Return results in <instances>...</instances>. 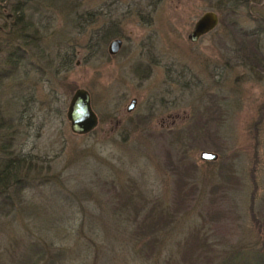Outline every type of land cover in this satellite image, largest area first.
Returning a JSON list of instances; mask_svg holds the SVG:
<instances>
[{"label": "rangeland", "instance_id": "1", "mask_svg": "<svg viewBox=\"0 0 264 264\" xmlns=\"http://www.w3.org/2000/svg\"><path fill=\"white\" fill-rule=\"evenodd\" d=\"M247 1L0 0V140L33 163L12 206L0 201V264L29 241L60 252L54 264H221L263 247L264 0ZM206 11L218 24L191 41ZM110 20L117 34L93 45L90 28ZM11 37L26 52L14 73ZM77 88L98 116L87 134L66 118ZM130 185L176 201L171 225L141 235L117 208ZM193 233L207 247L185 261Z\"/></svg>", "mask_w": 264, "mask_h": 264}, {"label": "trees", "instance_id": "2", "mask_svg": "<svg viewBox=\"0 0 264 264\" xmlns=\"http://www.w3.org/2000/svg\"><path fill=\"white\" fill-rule=\"evenodd\" d=\"M230 2L232 6L248 3L247 0H230ZM12 25H14V23ZM23 25L24 24H22V27ZM87 28L88 27L83 30ZM118 31L119 25L117 21L110 20L101 26H92L90 28L91 33L88 40L94 39L93 45L99 46L115 36ZM8 40L11 42V45L17 46L16 43L12 42V37ZM17 47L18 48L14 47V55L12 51L8 57L4 59L6 66L13 70L10 71L11 73H14L16 63L26 57L24 48H21V45ZM252 54L255 55L258 61L260 60V56L254 50ZM70 58L71 57L67 60L63 59L65 65L70 62ZM63 66L64 65H62V67ZM6 76H9L6 72L0 73V79ZM259 120L261 119H258L255 124H258ZM32 167L33 163L30 159L14 154L13 151L0 140V201L2 205H6L7 207L12 206L15 196L21 195V192L26 187L27 178L29 177ZM185 184V182H182L181 185L183 186ZM188 184H191L189 188V191H191L193 188L192 181L188 182ZM177 186L180 189L178 182L176 188ZM119 196L121 199H119L117 208L121 210L124 209L123 211H128L129 209L132 211V220L134 223L138 222L137 230L143 236L155 235L158 231L170 226L176 218L175 210L177 209V202L174 200L170 203L160 198L147 200L140 191L136 190L134 185L121 189ZM182 199L183 196L180 189L178 203L181 202L182 204ZM260 231V233H264V225L260 226ZM151 239L154 241L156 237L152 236ZM184 243L185 247L182 250V259L185 261H192L207 247L206 238H202L196 233L191 234ZM51 254L58 255V257L61 255L60 252L50 253L48 250L43 249L38 241H29V244L25 247V253L19 251L14 254L10 253L12 259H9L7 264H40L41 260H43V264H54L55 262L54 259H51ZM221 264H264V245L262 248L250 252L249 256L244 255L242 249H235L230 253L228 252L222 259Z\"/></svg>", "mask_w": 264, "mask_h": 264}, {"label": "water", "instance_id": "3", "mask_svg": "<svg viewBox=\"0 0 264 264\" xmlns=\"http://www.w3.org/2000/svg\"><path fill=\"white\" fill-rule=\"evenodd\" d=\"M218 15L214 11H206L194 23L192 31L188 38L191 41L197 39L212 31L218 24ZM122 45L120 38L112 39L107 47L110 55L118 52ZM135 104V99L130 101L127 110H131ZM66 118L69 121L70 130L75 134H87L91 132L98 124V116L91 104V97L85 88H77L70 97L66 108ZM217 158V154L211 151H202L200 159L213 161Z\"/></svg>", "mask_w": 264, "mask_h": 264}, {"label": "flooded vegetation", "instance_id": "4", "mask_svg": "<svg viewBox=\"0 0 264 264\" xmlns=\"http://www.w3.org/2000/svg\"><path fill=\"white\" fill-rule=\"evenodd\" d=\"M8 16H10V14Z\"/></svg>", "mask_w": 264, "mask_h": 264}]
</instances>
